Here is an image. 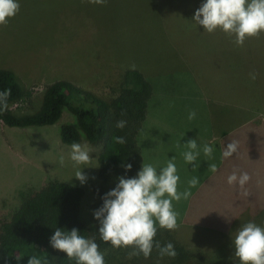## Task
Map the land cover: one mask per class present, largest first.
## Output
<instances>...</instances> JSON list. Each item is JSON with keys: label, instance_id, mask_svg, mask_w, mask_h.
Returning a JSON list of instances; mask_svg holds the SVG:
<instances>
[{"label": "rangeland", "instance_id": "obj_1", "mask_svg": "<svg viewBox=\"0 0 264 264\" xmlns=\"http://www.w3.org/2000/svg\"><path fill=\"white\" fill-rule=\"evenodd\" d=\"M203 2L107 0L94 5L81 0H19V12L7 26H0V68L14 72L31 91L28 102L11 106L28 113L38 108L45 85L59 79L110 98L118 91L122 71L135 65L151 85L135 137L140 169L150 163L159 172L174 157L179 192L198 177L187 200L172 201L178 213L173 234L187 248L199 249L209 264H235L230 257L236 228L225 233L212 225L218 226L222 214L245 219L240 203L254 205L255 198H264V33L238 47L234 37L220 30L204 32L192 21ZM253 72L254 81L249 75ZM191 110L196 118L190 121ZM63 115L44 126L9 127L0 121L2 211L13 210L25 194L46 181L58 180L81 188L80 215H88L101 142H78L90 149L92 160L74 167L71 145L58 138ZM193 139L201 149L204 144L213 148L211 158L201 151L195 169L182 155L184 143ZM232 141L238 144L237 153L222 158ZM77 170L88 177L83 185L75 178ZM233 170L250 175L243 189L227 183ZM244 191L247 196L241 194ZM251 221L264 227V210ZM99 250L105 264H142L139 257L129 259L126 248Z\"/></svg>", "mask_w": 264, "mask_h": 264}, {"label": "trees", "instance_id": "obj_2", "mask_svg": "<svg viewBox=\"0 0 264 264\" xmlns=\"http://www.w3.org/2000/svg\"><path fill=\"white\" fill-rule=\"evenodd\" d=\"M4 89H11L7 108L0 109V121L4 126L50 125L62 113L63 122L58 131L61 143L71 145L80 141H100L101 147L96 156L98 172L96 184L92 187L94 196L87 206L89 213L85 218L81 217L79 208L81 188L58 180L46 181L38 189L28 192L19 205L8 213L2 211L1 207L0 264H27L30 256L40 258L42 264H76L75 259H69L66 253L51 247L49 240L56 227L65 231L76 228L85 238L95 237L99 249L110 248V243L99 238V222L93 212L102 206V197L115 187L118 177L133 178L140 170L135 137L151 95L149 81L139 70L125 69L116 95L102 98L69 80H55L45 85L38 108L28 113L15 112L11 106L28 102L31 91L23 87L14 72L0 68V91ZM122 112L124 115H121ZM121 119L127 124L123 129H117L115 123ZM116 136L124 137L126 143H115L113 138ZM128 163L132 164V168L126 172L122 165ZM240 209H244L242 214L246 215L243 216L245 219L240 220V214L235 217L222 214L218 226H212L219 228L218 232L232 233L241 224L262 215L264 198H255L254 205L243 201ZM154 241H159L161 246L171 242L177 256L159 259L154 247L149 258H144L142 254L138 256L142 264H209L199 249L187 248L172 230L160 228L158 224ZM126 249L132 251L131 248ZM16 257L22 259L17 261Z\"/></svg>", "mask_w": 264, "mask_h": 264}, {"label": "clouds", "instance_id": "obj_3", "mask_svg": "<svg viewBox=\"0 0 264 264\" xmlns=\"http://www.w3.org/2000/svg\"><path fill=\"white\" fill-rule=\"evenodd\" d=\"M94 5H105L107 0H81ZM20 10L19 0H0V26H7L9 20ZM192 21L196 26H202L204 32L209 34L222 31L229 37H234L232 42L242 47L245 40L252 37H259L264 33V0H204L196 9ZM135 70V65H131ZM250 79L257 78L256 73H250ZM11 89L0 91V109L7 108L8 98ZM121 115H124L122 112ZM196 118L194 110L189 111L188 119ZM127 121L121 119L116 121L115 127L123 129ZM115 143L124 144V137L113 138ZM179 148L180 145L177 144ZM70 159L73 166L87 165L90 163V149L79 143H72ZM186 151L182 153L183 159L188 164H193V169L198 165L194 162L203 152L205 157L211 158L213 148L204 144L202 149L198 147L195 139L184 143ZM238 144L230 142L222 152V158L232 157L237 153ZM175 158L169 159L167 165L159 172L150 163H143L136 177L117 178L115 187L102 197V206L94 210V218L99 222V238L110 243L114 249L131 248L128 258L138 257L141 254L149 258L153 248L157 250L159 259L165 256L175 258L177 252L171 242L161 246L159 241H154L157 233V224L160 228L174 230L177 227L178 213L174 211L172 201L179 202L187 200L191 196V188L199 183L198 177H192L187 181L188 187L179 192L177 168ZM63 165L64 157L59 158ZM125 171L132 168V164H123ZM210 170L215 172V164L209 165ZM75 178L81 185L86 183L88 177L77 170ZM251 177L247 172L237 170L227 176V183L230 186H239L243 189ZM247 196L246 191L241 193ZM234 255L230 257L235 264H264V227L255 222L241 224L235 234H231ZM49 243L55 250L67 254L69 259H75L76 264H105L104 253L99 250L95 237L85 238L78 229L70 231L56 227L54 234L50 237ZM17 261L21 257L15 258ZM27 264H42L40 258L30 256Z\"/></svg>", "mask_w": 264, "mask_h": 264}, {"label": "crops", "instance_id": "obj_4", "mask_svg": "<svg viewBox=\"0 0 264 264\" xmlns=\"http://www.w3.org/2000/svg\"><path fill=\"white\" fill-rule=\"evenodd\" d=\"M220 135H221V139H222V137L224 136L223 133H220ZM221 147H223V139H222Z\"/></svg>", "mask_w": 264, "mask_h": 264}]
</instances>
